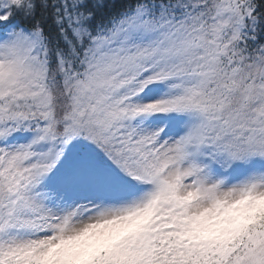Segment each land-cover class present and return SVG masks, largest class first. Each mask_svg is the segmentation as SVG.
Segmentation results:
<instances>
[{
	"label": "snow or ice",
	"instance_id": "snow-or-ice-1",
	"mask_svg": "<svg viewBox=\"0 0 264 264\" xmlns=\"http://www.w3.org/2000/svg\"><path fill=\"white\" fill-rule=\"evenodd\" d=\"M0 264H264V0H0Z\"/></svg>",
	"mask_w": 264,
	"mask_h": 264
}]
</instances>
